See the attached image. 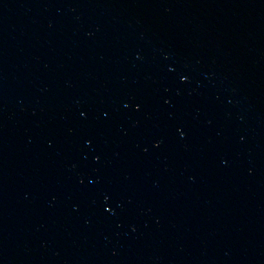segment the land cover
Instances as JSON below:
<instances>
[{"label": "water", "instance_id": "water-1", "mask_svg": "<svg viewBox=\"0 0 264 264\" xmlns=\"http://www.w3.org/2000/svg\"><path fill=\"white\" fill-rule=\"evenodd\" d=\"M0 264H264V0H0Z\"/></svg>", "mask_w": 264, "mask_h": 264}]
</instances>
